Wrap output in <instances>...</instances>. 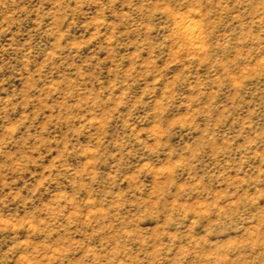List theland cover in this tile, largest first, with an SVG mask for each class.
<instances>
[{"label":"rangeland","instance_id":"1","mask_svg":"<svg viewBox=\"0 0 264 264\" xmlns=\"http://www.w3.org/2000/svg\"><path fill=\"white\" fill-rule=\"evenodd\" d=\"M0 264H264V0H0Z\"/></svg>","mask_w":264,"mask_h":264}]
</instances>
